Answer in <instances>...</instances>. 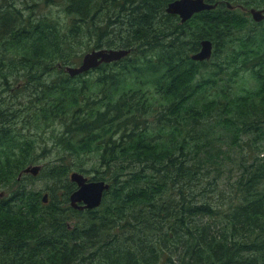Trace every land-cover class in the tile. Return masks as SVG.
<instances>
[{"label":"trees","instance_id":"1","mask_svg":"<svg viewBox=\"0 0 264 264\" xmlns=\"http://www.w3.org/2000/svg\"><path fill=\"white\" fill-rule=\"evenodd\" d=\"M170 1L0 5V264H264V0L185 21ZM205 38L211 57H192ZM102 47L130 52L65 69ZM57 124L43 193L19 174ZM73 169L110 182L99 206L71 204Z\"/></svg>","mask_w":264,"mask_h":264},{"label":"water","instance_id":"2","mask_svg":"<svg viewBox=\"0 0 264 264\" xmlns=\"http://www.w3.org/2000/svg\"><path fill=\"white\" fill-rule=\"evenodd\" d=\"M217 2L208 0H172L168 3L166 10L172 13H177L182 21L190 18L195 12L206 8L217 6ZM228 5L233 7L229 2ZM250 12L255 20L260 21L264 18L263 7H251ZM130 52L129 48H114L102 47L93 48L84 53L82 61L76 65H66L65 69L72 75L82 73L92 67H96L104 61H112L119 59ZM213 53V42L209 38L202 40L201 48L192 54V57L197 59L210 58ZM42 168V164L31 163L22 169L19 177L23 173H32L37 175ZM71 180L75 181L78 187L71 193V204L76 208H93L99 206L103 199L105 191L110 187V182L105 179L90 180L84 174L73 171L70 175ZM48 199V193H45L44 200Z\"/></svg>","mask_w":264,"mask_h":264},{"label":"rangeland","instance_id":"3","mask_svg":"<svg viewBox=\"0 0 264 264\" xmlns=\"http://www.w3.org/2000/svg\"><path fill=\"white\" fill-rule=\"evenodd\" d=\"M25 1L26 0H0V5H3V4L8 3V2L9 3L16 2L19 6L24 7V6H27V3H25ZM49 8L50 7L46 6L43 1H41L40 4L35 7V9H37L38 12L49 11ZM237 9L240 10L242 13L248 12V9H244L240 6H238ZM249 17L253 18L251 13H249ZM256 27L259 30L260 26L258 25ZM213 58H215V56H213ZM222 58H224V57H222ZM212 59H210V60H212ZM239 75L242 78V80L247 81L246 83L248 85H254L255 84V80L253 78H251L249 74H245L244 72H241ZM50 129H53V128H50ZM61 129H62L61 125L57 124L55 129H54L55 132H53L51 130H47V131L43 132L42 134H38L37 142H36V149H35V154L37 155L38 160L35 161L34 163L42 164V167H43L45 165H49L50 162H54L59 157V155L57 154V147H56V139H57L56 134ZM237 149H238L239 155H241V154L248 155L249 154V151L247 150L245 145L238 146ZM88 158H89L88 156H85V157L78 159V160L84 161V165L93 169V167H95L93 164L94 160H90ZM234 165L236 168L235 171L234 172L227 171L226 174L224 175V183L227 184V187L229 189H230V186L228 184V181H232L234 178L238 177L241 174V169L238 167V164L234 163ZM72 171H74V169ZM70 173H69V175H70ZM86 174H87L86 175L87 177L94 178L95 171L91 170ZM24 178H25L24 181L27 182L32 189L42 190L43 193L46 191L47 188H49L50 186L53 185V179L48 177L43 172V169L41 170V172H39L38 175H33L31 173H25ZM54 186L57 187V190L59 193H62V190L64 188H63V185L61 182H58ZM5 189L7 191H9L8 188H5ZM3 192H4L3 188H0V194H2Z\"/></svg>","mask_w":264,"mask_h":264},{"label":"bare ground","instance_id":"4","mask_svg":"<svg viewBox=\"0 0 264 264\" xmlns=\"http://www.w3.org/2000/svg\"><path fill=\"white\" fill-rule=\"evenodd\" d=\"M81 173V172H80ZM83 174V173H82ZM71 175V174H70ZM89 178V177H88ZM90 179V178H89ZM0 195H3V193L2 194H0Z\"/></svg>","mask_w":264,"mask_h":264}]
</instances>
